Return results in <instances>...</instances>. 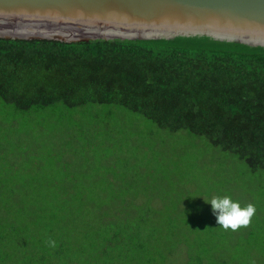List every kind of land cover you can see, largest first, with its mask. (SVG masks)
Wrapping results in <instances>:
<instances>
[{
  "label": "trees",
  "instance_id": "obj_1",
  "mask_svg": "<svg viewBox=\"0 0 264 264\" xmlns=\"http://www.w3.org/2000/svg\"><path fill=\"white\" fill-rule=\"evenodd\" d=\"M0 99L12 107L8 119L5 107L0 113L11 123L7 132L0 128V139L7 138L0 141V264H255L243 250L263 227L250 228V220L225 230L206 201L157 200L146 136L184 130L264 174L263 45L205 34L77 42L0 37ZM88 103L119 105L161 133L134 115L117 116L98 126L105 138L95 146L62 110L45 111ZM62 117L75 138L85 139L87 155L95 157V148L110 154L94 163L55 149ZM29 141L28 150L7 144ZM167 144L165 155L191 160L187 146ZM22 153L30 157L24 163L15 156Z\"/></svg>",
  "mask_w": 264,
  "mask_h": 264
},
{
  "label": "water",
  "instance_id": "obj_2",
  "mask_svg": "<svg viewBox=\"0 0 264 264\" xmlns=\"http://www.w3.org/2000/svg\"><path fill=\"white\" fill-rule=\"evenodd\" d=\"M205 34L264 46V0H0V37L66 42Z\"/></svg>",
  "mask_w": 264,
  "mask_h": 264
},
{
  "label": "rangeland",
  "instance_id": "obj_3",
  "mask_svg": "<svg viewBox=\"0 0 264 264\" xmlns=\"http://www.w3.org/2000/svg\"><path fill=\"white\" fill-rule=\"evenodd\" d=\"M1 107H5V119H8L9 115L7 111L12 109V107L10 105H6L0 99V113H2L3 110ZM59 110H62L60 116L68 115L76 122L77 128L75 133L84 134L86 137L90 135V139L93 140L95 146H98V142L105 138L102 135L103 133L98 131V126L102 123L113 124V122L117 119V116L125 119H135L133 117L134 115L137 119L135 120L137 122L140 120L146 129L151 127L154 133L156 131L161 133V131H159L160 129L154 124L152 125L147 119L140 115H135L119 105L101 104L99 106V104L88 103L80 107L68 109L62 104H57L48 107L45 111L56 116L55 113L58 114ZM109 110L112 115H107V111ZM67 124V117H62L59 120V135L55 149L58 147L62 148L63 146L67 153H70L73 150L74 155H77L73 156L75 160L79 157L84 161V158L89 157V159L93 160L94 163H98L99 160H102L103 157L110 154H100L99 149L95 148L93 153L96 158L87 155L89 152L88 147L82 146V142L85 139L82 140L80 138H75L74 128L66 129ZM10 125V122L8 123L0 118V128L4 132L9 130L8 127L10 128ZM16 134L17 132L14 133V135ZM21 135L25 136L26 134L23 133ZM152 135L153 138L150 137V134L146 136V143L150 147L154 148L152 151V158L148 157V159L151 160V164L149 165H154L152 168L150 166L149 167L153 170V181L156 183L158 201H163L164 199L172 202L174 200L176 203L174 198L183 197V199H185L187 196H191L194 202L201 204L203 201L202 204H204L205 200H211L213 196L222 197L227 195L234 201H238L241 207H246L249 203L255 205L256 212L251 217L252 223L250 228H264L263 173H252L244 161L240 160L235 155L226 152L219 147H214L205 138L191 134L187 131L183 130L175 133H166L164 131V134H160L158 137H155V134ZM19 136L20 135L12 136V138L17 139ZM161 136H163V139ZM152 139H154V142ZM6 140L7 138L0 139V141L5 142ZM166 141L173 145L178 144L180 148L181 146H187L190 150V154L188 156L191 160H182L179 157L174 159V157H171L170 155H165L164 152L169 146ZM139 143L140 145L143 144L141 140H139ZM7 144L9 149L20 148L19 150H28L32 146L30 145V141L28 143L19 144L7 142ZM77 145L80 147L75 148ZM40 147L39 149L43 153L49 149L47 144ZM7 150L8 149H6V151ZM15 156H17L23 163L30 158L28 155L23 153ZM64 159L65 158H63L62 161ZM111 159L113 158H107L105 159L107 161L99 162L100 167H105ZM41 160H44V158L42 157ZM193 210L199 212L201 209L193 208ZM210 214L214 215L213 210ZM236 234L237 232H235V235ZM240 238L241 236L237 235V237H235V243L239 241ZM253 240L256 241L257 244H259L262 240L264 241V231L255 233L251 244L244 247L243 251H245V257L252 258L253 261H255V264H264V247L262 246L257 248V244L255 245ZM239 259L242 260L245 258L239 256Z\"/></svg>",
  "mask_w": 264,
  "mask_h": 264
},
{
  "label": "clouds",
  "instance_id": "obj_4",
  "mask_svg": "<svg viewBox=\"0 0 264 264\" xmlns=\"http://www.w3.org/2000/svg\"><path fill=\"white\" fill-rule=\"evenodd\" d=\"M206 202L210 203L218 226L225 230L229 228L236 230L241 226L248 225L256 212L255 205L249 203L246 207H241L238 201H234L227 195L213 196ZM51 243L54 244V242Z\"/></svg>",
  "mask_w": 264,
  "mask_h": 264
}]
</instances>
